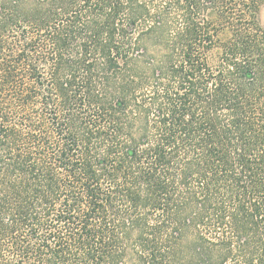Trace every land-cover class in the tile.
Instances as JSON below:
<instances>
[{"label": "trees", "instance_id": "trees-1", "mask_svg": "<svg viewBox=\"0 0 264 264\" xmlns=\"http://www.w3.org/2000/svg\"><path fill=\"white\" fill-rule=\"evenodd\" d=\"M264 0H0V264H264Z\"/></svg>", "mask_w": 264, "mask_h": 264}, {"label": "rangeland", "instance_id": "rangeland-1", "mask_svg": "<svg viewBox=\"0 0 264 264\" xmlns=\"http://www.w3.org/2000/svg\"><path fill=\"white\" fill-rule=\"evenodd\" d=\"M259 22L264 25V4L261 7L260 14H259Z\"/></svg>", "mask_w": 264, "mask_h": 264}]
</instances>
